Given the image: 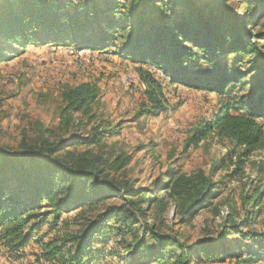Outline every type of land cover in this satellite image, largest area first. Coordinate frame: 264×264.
I'll return each mask as SVG.
<instances>
[{
	"label": "trees",
	"instance_id": "trees-1",
	"mask_svg": "<svg viewBox=\"0 0 264 264\" xmlns=\"http://www.w3.org/2000/svg\"><path fill=\"white\" fill-rule=\"evenodd\" d=\"M18 1L21 5L15 11L9 10L13 0L0 5L3 33L0 43H4L0 60L12 42L38 45L44 40L45 44L58 41L43 39L39 31L48 37L55 31L65 30L74 35L71 37L74 41L78 34L85 35L94 40L76 44V48L101 49L113 37H118V31L124 30L120 36V54L137 65L145 86L138 117L157 116L167 107L161 81L145 69L150 65L161 71L170 87L206 91L220 101L225 100L210 121H203L192 130L185 148L196 149L209 137L228 142L242 150L241 154H236L234 149L230 151L237 160L235 172L241 170L252 153L263 148L264 130L258 121L264 119V83L259 79L264 76V71L246 95L233 97L234 90L243 86L241 81L245 74L261 69L253 62L246 72L234 73L230 66L240 65L243 56L260 53L261 47L257 44L259 40L264 42V32L259 30L251 36L247 26L254 23L259 28L264 26V17L261 19L264 0H242L248 6L242 16L233 14L223 4L226 0H173L181 3L183 8L174 9L177 5L169 3L172 8L168 10H165L166 6L158 5L164 4L159 0H128L127 4L124 0H95L90 14L88 11L83 13L92 20L84 21L78 9L65 10L61 0ZM212 1L218 4L212 5ZM91 22L95 23L94 29ZM99 31L101 33L97 34ZM98 95L99 89L92 83L64 87L60 94L62 119L59 125L67 136L51 144L43 143L16 157L0 154V247L23 257L31 246L32 232L44 224L50 214L40 211L41 203L47 202L55 213L54 220L58 221L66 211H75L84 223L77 234L65 238L64 244L57 240L40 244L39 253L34 254L42 261L92 264L95 257L91 248L96 241L103 245L113 235L118 240L116 245L127 250L131 244L126 239L133 235L131 232L135 234L132 239L138 232L142 237L136 242L138 249L134 250L129 264H135L137 260H141L137 264H258L264 261V232L252 229L260 209L253 217L254 212L247 207L253 202L261 204L264 191L242 197V218L235 220L234 210L233 215L226 216L218 233L187 245L147 225L144 221L145 195H153L159 189L161 195L155 203L164 207L167 199H171L175 206H185L182 212V220H185L220 196L221 181L213 182L212 175L202 171L176 177L166 172L154 179L150 187H118L101 177V170L93 167L95 158L89 151L77 156L66 151L74 144L94 146L105 134L116 132L112 130L117 126L108 131L109 126L103 121L87 134L80 128L82 119H85L83 128L95 121L93 105ZM128 159L126 157V161ZM108 256L121 258L117 251H110Z\"/></svg>",
	"mask_w": 264,
	"mask_h": 264
},
{
	"label": "rangeland",
	"instance_id": "rangeland-1",
	"mask_svg": "<svg viewBox=\"0 0 264 264\" xmlns=\"http://www.w3.org/2000/svg\"><path fill=\"white\" fill-rule=\"evenodd\" d=\"M13 1L14 4L9 10L15 11L21 3H18V0ZM159 1L164 4L158 5L161 8L166 6L165 10L172 8L169 3L177 5L173 7L174 9L183 8L181 3L177 4L173 0ZM8 2L9 0H0V5ZM93 2L95 0L91 2L61 0V5L67 11L74 7L78 9L84 21L92 20L83 13L88 11L87 14H90L95 4ZM124 3L127 4L128 0H124ZM212 3L218 4L215 1ZM223 4L228 6L233 14L241 16L248 7L242 0H226ZM122 6L126 7L123 4ZM159 12H162V9ZM262 17L264 13L261 19ZM91 24V28L94 29L95 23ZM247 29L251 36L259 30L264 32V26L259 28L256 23L247 26ZM123 31H118L116 33L118 37L112 36L113 40L106 42V46L101 49L76 48V44L94 39L78 34L75 36L77 40L74 41L71 39L74 35L65 30L61 33L55 31L53 36L48 37L46 33L39 31L43 39L55 38L58 40L56 43L45 44V40L38 45L9 43V49L3 51L5 55L3 60H0V154L16 157L18 154L38 148L43 143L51 144L66 137L67 134L60 130L59 125L62 119L60 94L63 88L76 87L83 83L95 84L99 89L98 98L93 105L96 119L85 128H83L85 119H82L80 128L87 134L98 122L103 121L109 126L108 131L117 126L116 130H112L116 132L112 135L105 134L94 146L83 147L74 144L66 151L76 156L79 153L85 155L89 151L95 158L93 167L101 170V177L118 187L124 185L150 187L154 179L166 172H171L176 177L190 176L202 171L211 174L213 182L223 183L220 196L213 200L210 206L198 210L185 220H182L185 206L177 207L171 199H167L164 207L155 203L161 195L159 189L153 195H145L147 203L144 221L147 225L158 233L168 234L180 243L191 245L218 233L226 216L228 217L234 210L235 220L242 218L244 215L242 197L255 196L264 191V144L262 149L247 158L239 172H235L237 160L230 155V151L234 149L236 154H241L242 150L234 148L228 142H219L209 137L196 149L185 148L186 139L192 130L201 122L210 121L225 100L220 101L206 91L184 86L170 87L162 77L161 71L150 65L145 69L151 71L161 81L166 92L167 107L157 116L138 117L137 113L144 101L145 86L140 80L137 65L120 54L119 49H122L120 36H123ZM100 33L99 31L97 34ZM2 34L0 28V39L3 38ZM252 41L255 42L254 39ZM257 45L261 47L259 54L243 56L240 65L230 66L234 73L246 72L253 62L261 69L256 73L245 74L241 81L244 83L243 86L234 90L233 97L246 95L264 71V42L259 40ZM3 47L4 43H0V50ZM259 79L264 83V76ZM75 118L80 116L75 115ZM258 122L262 124L264 130V119ZM62 153L61 155H64L65 152ZM86 156L88 157L87 154ZM126 157H129L128 161ZM117 158L120 160L116 161ZM262 200L261 204L253 202L247 206L254 212L253 217L260 209L259 215L254 218L252 228L256 232H264V198ZM41 207V212L49 211L50 214L46 217L45 223L32 232L31 246L25 255L17 257L16 254H10L0 247V264H54L42 261L34 254L39 253V245L54 240L63 243L67 236L77 234L84 223L82 216L75 214V211L62 213L60 219L56 221L55 213L47 202L41 203ZM131 234L133 235L126 239V242L131 244L127 250L122 245H116L118 240L112 237L113 235H110L111 239L103 245L95 240L91 248L95 257L92 264H129L134 256V250L138 249L135 247L136 242L142 237L141 232H138L134 239L132 238L135 234L133 232ZM110 251H117L121 258L108 256ZM197 257L198 254L195 255V258ZM140 262L141 260H137L135 264ZM258 264H264V261Z\"/></svg>",
	"mask_w": 264,
	"mask_h": 264
}]
</instances>
